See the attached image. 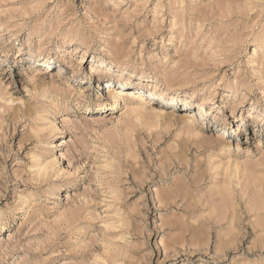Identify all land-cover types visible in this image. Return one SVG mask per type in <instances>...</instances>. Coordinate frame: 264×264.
I'll list each match as a JSON object with an SVG mask.
<instances>
[{"label": "rangeland", "instance_id": "1", "mask_svg": "<svg viewBox=\"0 0 264 264\" xmlns=\"http://www.w3.org/2000/svg\"><path fill=\"white\" fill-rule=\"evenodd\" d=\"M0 264H264V0H0Z\"/></svg>", "mask_w": 264, "mask_h": 264}, {"label": "bare ground", "instance_id": "2", "mask_svg": "<svg viewBox=\"0 0 264 264\" xmlns=\"http://www.w3.org/2000/svg\"><path fill=\"white\" fill-rule=\"evenodd\" d=\"M102 60H104V59H100V63H104L105 61H102ZM46 62H48V61H46ZM106 63V62H105ZM145 74H142V76H144ZM142 80V79H141ZM107 81H109V80H107ZM143 81V80H142ZM132 82H128V83H126V84H131ZM103 87H106V86H103ZM102 87V88H103ZM147 91V93H148V95H151V96H154V97H159V98H161V99H166V97H167V99H172L171 98V96H164L163 94H161L160 92H158V91H156V90H152V89H150V90H146ZM136 95H135V97H139L140 99H142V95L141 94H138V92H136L135 93ZM110 97L112 98V100H113V104H111V106L110 107H114L115 106V103L117 102V99H118V95L116 94V93H114V92H110ZM138 98V99H139ZM145 100H146V97H145ZM184 104H186L185 102H183ZM128 107H129V109L131 110V111H133V112H135V113H140L141 114V112L144 110V104L143 103H141L140 101H137L135 104H132V105H128ZM198 107H200L201 109H203V106L201 105V104H198ZM204 112H206L205 110H204ZM192 115H190L189 116V118L191 117ZM238 129H241V128H238Z\"/></svg>", "mask_w": 264, "mask_h": 264}]
</instances>
